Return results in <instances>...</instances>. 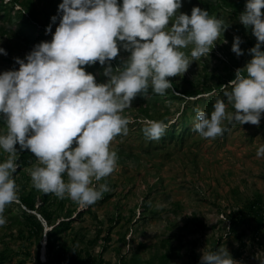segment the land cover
Wrapping results in <instances>:
<instances>
[{"label": "clouds", "instance_id": "1", "mask_svg": "<svg viewBox=\"0 0 264 264\" xmlns=\"http://www.w3.org/2000/svg\"><path fill=\"white\" fill-rule=\"evenodd\" d=\"M12 1L9 6L20 4ZM181 7L182 0H61L57 14L50 17L51 23L45 29L52 35L51 40L33 44L25 58L14 57L18 68L0 72V118L4 120L1 126H6V131H0V149L8 153L0 161V226L7 223L5 207L18 201L14 173L21 171L17 160L24 149L34 154L24 171L39 161L29 174L33 186L45 193L58 198L67 194L84 208L110 190L106 182L97 185L93 179L101 181L117 167L118 155L111 145L118 135L129 132L130 118L122 115L124 109L130 107L137 94L146 96L150 86L154 93L164 95L173 85L168 78L186 72L194 61L182 49L191 44L192 58L209 55V46L224 30L223 20L211 15L203 3L188 4L190 15L178 12ZM262 9L264 0H246L239 14L240 23L251 26L257 38V43L247 49L251 59L242 69L237 68L234 79L224 85L223 96L217 97L210 114L195 109L193 130L204 138L222 136L227 130L225 119L240 125H259L261 121ZM58 17L53 32L52 24ZM242 42L239 35L234 36L231 50L237 56L245 51L240 47ZM121 49L130 55L114 69L111 60ZM0 54L7 55L6 49L0 47ZM97 61L105 66L106 82L98 83L84 67ZM229 104L234 111L226 112ZM166 128L164 121L149 119L140 136L157 140ZM257 156H264V145L257 149ZM23 178L17 176L18 180ZM37 201L40 203V199ZM28 211L47 227L39 213ZM45 238L40 241L41 254L46 252ZM201 251L199 264H240L225 246Z\"/></svg>", "mask_w": 264, "mask_h": 264}, {"label": "rangeland", "instance_id": "2", "mask_svg": "<svg viewBox=\"0 0 264 264\" xmlns=\"http://www.w3.org/2000/svg\"><path fill=\"white\" fill-rule=\"evenodd\" d=\"M10 1L2 0L8 21L0 18V47L7 51V55L0 54V72L18 68L14 57L23 59L34 47L19 32L17 11H24L39 23L46 21L49 24L50 17L57 14L61 2L29 0L31 6L14 3L9 6ZM219 13L225 26L218 39L209 46L212 47L209 55L205 53L201 57L192 58L190 50L193 45L183 48L189 60L194 61L186 72L168 78L173 83L172 91L174 85L181 90L200 87L204 89L201 93L187 98L211 96L215 101L223 95L218 96L212 87L218 86L223 80L234 79L236 69H242L250 60L251 54L247 49L252 45L246 48L244 41L256 39L254 43H257L251 26L246 27L241 23L239 28L236 25L240 23L239 18L225 11ZM58 23L59 17L54 24ZM42 30L44 34H50ZM236 35L242 38L240 47L245 50L240 56L231 50ZM121 52L123 56L128 54L123 49ZM231 73L234 75L232 78L228 76ZM94 75L98 83L104 82L99 79L100 76L108 78L103 70L95 69ZM219 87L224 89L223 84ZM155 95L154 92L146 96L137 94L130 107L122 113L130 118V123L128 134L118 135L112 141L111 146L118 155L117 167L101 181L93 179L94 184L106 182L109 185L110 190L102 195L105 200L99 199L82 208L67 194L64 198L53 194L56 198L52 209L58 207L60 202L74 208L70 218L65 217L64 209L58 212L56 218V223L63 218L72 219L68 235L66 233V238L62 240L63 248L73 244L84 255L86 249L97 255L103 248L102 264H122V261L133 258L135 252L138 260L143 263L199 264L201 250H211L214 241L220 238L217 248L225 246L239 262L244 257L245 262L240 264H260V260H264V217L249 213L248 205L251 201L262 205L261 214H264V205L260 203H264V156H257V149L264 145V114L259 125L250 122L240 125L236 121L230 124L226 119L227 130L214 139L204 138L191 128L188 130L191 134L186 135L182 143L166 141L160 144L163 149H154L156 140H150L146 150L142 145L141 129L146 120L158 119H152L144 113L148 111L150 115H160L159 120L171 126L180 119L185 101L181 100L184 99L182 95L181 99ZM232 111L234 109L229 104L226 112ZM186 113L189 116L190 110ZM0 131H6L5 124L0 126ZM7 155L0 149V161ZM38 163L36 160L26 169L29 184L32 183L30 170ZM14 178H17L16 173ZM21 181L24 182V178L18 180L17 186ZM11 207L4 210L7 223L0 226V258L4 257L0 264H33L36 244L32 239L30 242L26 239L27 227L25 223L14 221L18 217L17 210ZM145 210L151 216L143 221L141 215ZM78 212L83 214L79 216ZM232 213H238L245 219L241 225L244 231L241 241L236 240L230 230L229 219ZM254 227L260 240L251 242L249 247ZM49 228L47 226L45 229ZM107 232L110 238L104 242ZM42 242L38 256L45 260L46 252L41 254ZM26 251L30 252V256H26Z\"/></svg>", "mask_w": 264, "mask_h": 264}, {"label": "trees", "instance_id": "3", "mask_svg": "<svg viewBox=\"0 0 264 264\" xmlns=\"http://www.w3.org/2000/svg\"><path fill=\"white\" fill-rule=\"evenodd\" d=\"M201 2L203 3V6L206 8V10L209 11L211 15H215L218 18L221 19L222 15H220V11H225L226 13L232 14L234 18H239V14L244 11L245 9V3L246 0H182V7L178 9V12H184L190 15V8H188V4L194 3V2ZM12 2L20 3L21 5L25 6H31V3L29 0H13ZM5 6L2 3V0H0V17L4 20H8V13L3 12L2 9H4ZM188 8V9H187ZM30 11V10H28ZM264 11V9H262ZM17 17L20 18L19 23V32L22 33L25 37V39L33 44H37L40 41L44 40H51L52 35L44 34L43 28L46 29V26L48 25L46 21H41L38 23L36 20H34L32 17H25L24 14L18 12ZM236 25L240 28L241 23H236ZM225 26V24H224ZM56 24H52V30L55 31ZM237 27V29H238ZM245 40L244 43L247 46L255 44L254 41ZM262 49H264L262 47ZM128 52V51H127ZM251 54V53H250ZM130 55L126 54V56H123V53H118V56L116 58H113L111 60V64L113 68H117L120 66L124 60L127 59V57ZM252 56V54H251ZM251 59V57H250ZM86 71L95 73V69L97 70H103L105 66H102L97 61L95 64L85 65L84 66ZM243 71V70H242ZM231 72V71H230ZM230 78H232L234 75L231 73L228 74ZM101 81L106 82L108 78H105L103 75L99 77ZM228 83V80H223V82H220L218 86L212 87L216 89V93L218 96L223 95V90L219 87L221 84L226 85ZM174 91L171 89L166 90V93L164 94L165 98L169 99H181L185 100L183 104V109L180 113L181 117L178 120L176 124H173L171 126H167L166 130L164 131L163 135L156 140V145H154V149H163L164 147H161L160 144H164L167 142H178L182 143L185 139V136L188 134H191L190 130L193 128V124L196 122V112L195 109L199 108L202 110L207 111L209 114L213 110V104L214 100L213 97H200L198 99H192L187 98V96H194L197 93H201L204 89H201L200 87L190 90H181L178 86L174 85L173 87ZM178 90V91H177ZM209 90V89H208ZM153 92L151 89V86L148 89V93ZM179 94V95H178ZM157 95V94H156ZM155 95V96H156ZM156 101H158V98H155ZM145 108L148 109V106H145ZM190 110L189 116L187 115V111ZM145 116H150L151 118H155L159 120V116L150 115L149 112L144 113ZM158 114V113H157ZM192 118V120H191ZM181 119L183 121H181ZM190 120V121H189ZM1 122H4L2 118H0V126L2 125ZM228 121L227 123H229ZM235 121H231V123H234ZM224 125L226 123V119L223 122ZM145 125V124H143ZM144 127V126H143ZM143 129V128H142ZM141 129V135L143 134V131ZM142 140V145H144V148L148 150L149 145L148 141L150 139L144 138ZM19 147V145H16ZM34 154L31 153L29 150L24 149L21 150L20 154L18 155L17 163L19 165V168H21V171L16 173V176H19L21 178H27V174L25 173L24 169L27 167V165H30L33 162ZM17 172V171H16ZM21 180V179H20ZM16 184L18 185V179L15 178ZM54 198H56L53 193H45L42 190H39L33 186V184H29L28 179H26L24 182L21 181L20 185L18 186V201L14 202L5 207L4 210H7V208H10V206H13L11 208H16L17 210V219L14 220L16 222L25 223V226L27 227L25 229V237L30 242L32 241L36 244V256L34 257V263L33 264H102V250L97 255H93L89 253L86 249V254H82V250L78 251L77 248L72 244L70 247H67L64 249L62 245V240L66 238V233L68 235L67 230H70L72 219H65L58 221L56 223V218L58 216V212H62L64 209L65 212L63 213L66 218H70L72 211L74 208H69L65 203H59L58 207L52 209V204L55 202ZM37 199H40V203L37 201ZM100 200H105V198H102ZM260 202L259 200H257ZM264 205L263 202H260ZM249 213L256 214L257 217H264V214H261V207L262 205H256L254 201H251L249 203ZM28 209L35 210L37 213H39L44 220L47 223V226H49V229H45L42 222L38 219L37 215L33 212H29ZM83 213H79L78 215L81 216ZM151 216L150 213H148V210H145L144 213L141 215V219L144 221L147 218ZM230 220V230L236 240H242V236L244 235L243 228H241V225L245 222V219L242 218L238 213H232ZM257 229L254 227L252 229V240L249 243V247L251 245V242H255L256 240L259 241V235L257 234ZM46 236L45 238V251H46V259L41 260L38 256L39 252V246L40 241L43 239V236ZM109 232H107L106 235H104V242L108 241L109 239ZM219 239L214 241L212 245L211 250H216L218 246ZM72 240H74L72 238ZM256 243V242H255ZM243 246H246L245 243H241ZM26 256H30V252L26 251ZM97 257V258H96ZM169 255H167V258ZM4 257L1 256L0 261L3 260ZM2 262V261H1ZM242 263L245 262V258L242 257ZM240 262V263H241ZM122 264H150L149 261L146 262H140L137 258V252H135V256L133 258H130L129 261H122Z\"/></svg>", "mask_w": 264, "mask_h": 264}]
</instances>
